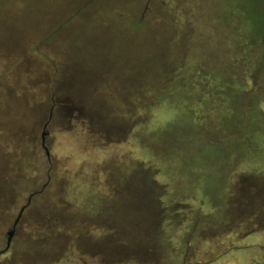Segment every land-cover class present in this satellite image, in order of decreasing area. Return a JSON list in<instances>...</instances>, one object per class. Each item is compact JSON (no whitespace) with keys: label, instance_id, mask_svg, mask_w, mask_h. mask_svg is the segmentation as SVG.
<instances>
[{"label":"rangeland","instance_id":"rangeland-1","mask_svg":"<svg viewBox=\"0 0 264 264\" xmlns=\"http://www.w3.org/2000/svg\"><path fill=\"white\" fill-rule=\"evenodd\" d=\"M262 57L264 0H0V264H264Z\"/></svg>","mask_w":264,"mask_h":264},{"label":"water","instance_id":"water-1","mask_svg":"<svg viewBox=\"0 0 264 264\" xmlns=\"http://www.w3.org/2000/svg\"><path fill=\"white\" fill-rule=\"evenodd\" d=\"M51 115H52V111H50L49 113V117L47 119V121L44 123L43 125V128H42V132H41V135H40V139H41V147L45 153V156L49 159V151L47 149V147L45 146V139H46V136H47V131H46V127L50 121V118H51ZM45 187V185L43 186V188ZM34 194H31L29 195V197L27 198V202L25 205H23L20 209H19V212L13 222V225L11 227V229H9L6 233V246H5V249L0 253V254H3L4 252H6L10 246V243H11V240L14 236V232H15V228H16V225L18 224L21 216H22V213L23 211L25 210V208L30 204L31 202V198Z\"/></svg>","mask_w":264,"mask_h":264},{"label":"trees","instance_id":"trees-1","mask_svg":"<svg viewBox=\"0 0 264 264\" xmlns=\"http://www.w3.org/2000/svg\"><path fill=\"white\" fill-rule=\"evenodd\" d=\"M261 61H264V57H262L258 62L259 63H257L258 64V66L260 65V62ZM262 63H264V62H262ZM261 66V65H260ZM257 69V68H256ZM261 73V71H259V70H257V72H255V75H252V78L254 79V80H257V78H258V74H260ZM244 74H242V76H243ZM242 82V81H241ZM243 84H244V82H243ZM52 89H53V87H52ZM51 89V90H52ZM52 92V91H51ZM241 93L244 95L245 93H246V85L244 84V88H241ZM51 100H52V105L54 104V101H53V98H51ZM229 130V129H228ZM204 132V131H203ZM226 132V131H225ZM202 134H200L199 136H201ZM207 140H210V139H207ZM217 140V139H216ZM215 139H211L210 140V142L213 144V145H219L220 143H219V141H216ZM145 146H147V145H145ZM21 153H16V155H20ZM21 158V157H20Z\"/></svg>","mask_w":264,"mask_h":264},{"label":"crops","instance_id":"crops-1","mask_svg":"<svg viewBox=\"0 0 264 264\" xmlns=\"http://www.w3.org/2000/svg\"><path fill=\"white\" fill-rule=\"evenodd\" d=\"M185 246H186V248H187V245L186 244H184ZM180 254H182V253H180ZM122 261H125V263H121V264H126V260L125 259H123ZM206 264V263H201V262H196V264ZM184 264V263H183Z\"/></svg>","mask_w":264,"mask_h":264},{"label":"flooded vegetation","instance_id":"flooded-vegetation-1","mask_svg":"<svg viewBox=\"0 0 264 264\" xmlns=\"http://www.w3.org/2000/svg\"><path fill=\"white\" fill-rule=\"evenodd\" d=\"M15 231H16V229H15ZM15 233H16V232H14V235H15ZM13 237H14V236H13Z\"/></svg>","mask_w":264,"mask_h":264}]
</instances>
